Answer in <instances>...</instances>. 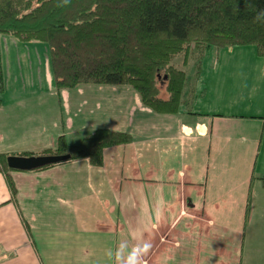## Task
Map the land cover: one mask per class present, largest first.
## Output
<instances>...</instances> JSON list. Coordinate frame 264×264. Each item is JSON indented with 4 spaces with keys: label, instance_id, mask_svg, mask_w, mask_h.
Segmentation results:
<instances>
[{
    "label": "crops",
    "instance_id": "0c3cea01",
    "mask_svg": "<svg viewBox=\"0 0 264 264\" xmlns=\"http://www.w3.org/2000/svg\"><path fill=\"white\" fill-rule=\"evenodd\" d=\"M0 154L42 156L98 129L130 144L0 171V264H264V58L211 47L177 114L130 85L58 89L49 47L0 34Z\"/></svg>",
    "mask_w": 264,
    "mask_h": 264
},
{
    "label": "trees",
    "instance_id": "16d2710c",
    "mask_svg": "<svg viewBox=\"0 0 264 264\" xmlns=\"http://www.w3.org/2000/svg\"><path fill=\"white\" fill-rule=\"evenodd\" d=\"M0 34L45 43L60 90L130 85L144 106L177 114L188 78L172 64L176 56L184 54L186 66L195 43V78L211 47L255 46L264 58V0H0ZM4 91L0 49V95ZM132 141L127 133L98 129L73 146L61 136L45 155L88 159L100 167L104 149ZM7 158L0 154V171L15 197Z\"/></svg>",
    "mask_w": 264,
    "mask_h": 264
},
{
    "label": "water",
    "instance_id": "95a60500",
    "mask_svg": "<svg viewBox=\"0 0 264 264\" xmlns=\"http://www.w3.org/2000/svg\"><path fill=\"white\" fill-rule=\"evenodd\" d=\"M70 160L69 155H42V156H10L7 158L9 169L33 171L48 166L64 163Z\"/></svg>",
    "mask_w": 264,
    "mask_h": 264
},
{
    "label": "rangeland",
    "instance_id": "374dc122",
    "mask_svg": "<svg viewBox=\"0 0 264 264\" xmlns=\"http://www.w3.org/2000/svg\"><path fill=\"white\" fill-rule=\"evenodd\" d=\"M192 52L190 53L188 64L184 65V54L177 55L176 58L173 60L172 64L177 67L178 69L184 70L187 75V84H191L195 79L196 68L199 62L200 53L196 51L195 43L191 45Z\"/></svg>",
    "mask_w": 264,
    "mask_h": 264
}]
</instances>
